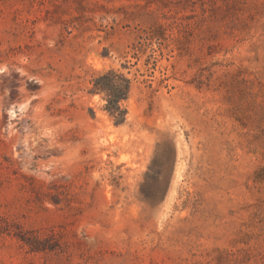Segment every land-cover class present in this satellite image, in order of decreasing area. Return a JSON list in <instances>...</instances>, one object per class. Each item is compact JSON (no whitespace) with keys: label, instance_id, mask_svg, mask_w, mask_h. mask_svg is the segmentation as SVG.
Masks as SVG:
<instances>
[{"label":"rangeland","instance_id":"obj_1","mask_svg":"<svg viewBox=\"0 0 264 264\" xmlns=\"http://www.w3.org/2000/svg\"><path fill=\"white\" fill-rule=\"evenodd\" d=\"M0 264H264V0H0Z\"/></svg>","mask_w":264,"mask_h":264},{"label":"trees","instance_id":"obj_2","mask_svg":"<svg viewBox=\"0 0 264 264\" xmlns=\"http://www.w3.org/2000/svg\"><path fill=\"white\" fill-rule=\"evenodd\" d=\"M129 89V84L126 86V90L128 91ZM121 98L117 95H112V93H108V104H107V108L109 109V111L112 112V108H115L114 106H117V108H119V102H120Z\"/></svg>","mask_w":264,"mask_h":264},{"label":"clouds","instance_id":"obj_3","mask_svg":"<svg viewBox=\"0 0 264 264\" xmlns=\"http://www.w3.org/2000/svg\"><path fill=\"white\" fill-rule=\"evenodd\" d=\"M36 83H38V84H42L43 81L37 80Z\"/></svg>","mask_w":264,"mask_h":264}]
</instances>
